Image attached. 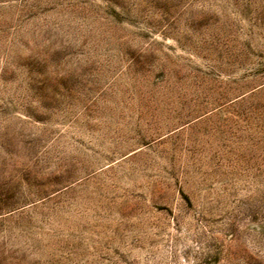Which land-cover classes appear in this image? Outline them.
<instances>
[{
	"label": "rangeland",
	"instance_id": "obj_1",
	"mask_svg": "<svg viewBox=\"0 0 264 264\" xmlns=\"http://www.w3.org/2000/svg\"><path fill=\"white\" fill-rule=\"evenodd\" d=\"M0 264H264V0H0Z\"/></svg>",
	"mask_w": 264,
	"mask_h": 264
}]
</instances>
